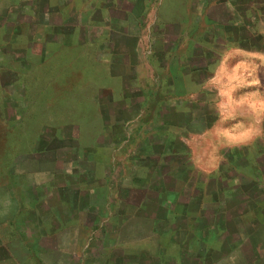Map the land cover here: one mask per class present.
<instances>
[{
    "label": "crops",
    "instance_id": "1",
    "mask_svg": "<svg viewBox=\"0 0 264 264\" xmlns=\"http://www.w3.org/2000/svg\"><path fill=\"white\" fill-rule=\"evenodd\" d=\"M10 4L35 19L69 12L79 34L62 41L75 45L64 44L68 62L58 71L75 68V55L91 60L93 73L102 71L99 84L93 75L85 86L67 88L63 99L52 91L50 100L39 98L48 107L63 102L53 114L75 128L66 137L76 143L75 198L58 203L71 208L75 232L93 214V246L111 248L121 262L128 256L143 262L144 248H178L172 238L187 231L173 227L174 220L205 218L213 205L218 216L236 217L235 230L239 214L257 219L253 244L239 248H264L254 242L264 235V17L251 13L254 0ZM84 138L93 146H84ZM45 201L40 195L36 204ZM51 213L60 226L53 235L60 234L64 216ZM131 222L146 226L149 242L127 243ZM73 256L80 264L78 252Z\"/></svg>",
    "mask_w": 264,
    "mask_h": 264
},
{
    "label": "rangeland",
    "instance_id": "2",
    "mask_svg": "<svg viewBox=\"0 0 264 264\" xmlns=\"http://www.w3.org/2000/svg\"><path fill=\"white\" fill-rule=\"evenodd\" d=\"M18 6L12 9L10 0H0V264H75V251L80 264H105L115 257L118 259L113 260L114 264H149L148 254L142 257L143 262L134 256L121 262L111 248H105L101 243L93 246L90 242L98 236V232L91 229L97 224L94 215L83 217V225L75 232L71 208L58 205L62 200L75 198V172L72 169L75 168L76 143L66 139L75 135V128L65 127V123L56 120L59 116L53 114L58 109L56 106L63 102L56 101L55 106L48 107L40 105L39 98L43 97L44 101L55 96L63 99L67 88L85 86L95 75L99 84L102 71L95 69L93 73L91 60L76 55L75 68L58 71L59 67H64L62 61L68 62L62 55L66 49L64 44L75 45L62 41L75 40L79 34L75 19L68 17L69 12L61 15L45 12L35 19L30 11ZM73 50L88 52V47L75 46ZM50 64L55 67L49 68ZM86 125L85 133L88 134L92 125ZM81 141L88 147L94 143L92 138ZM36 151L39 154H34ZM59 177L64 180L63 190L58 188ZM45 183L47 189L44 186L40 191L38 186ZM40 195L45 197V206L36 204ZM51 212L57 213L58 217L64 216V229L60 234L53 235L55 228L60 226L52 220ZM145 230L146 226L131 222L129 233L125 235L127 243L149 242ZM254 242L264 245V235ZM254 249L264 253V248ZM190 250L188 248L187 254L181 248H163L160 252L173 264H189L192 262ZM194 250L200 257L205 254L204 248ZM228 250L225 248L215 264L241 262V249L227 253Z\"/></svg>",
    "mask_w": 264,
    "mask_h": 264
},
{
    "label": "trees",
    "instance_id": "3",
    "mask_svg": "<svg viewBox=\"0 0 264 264\" xmlns=\"http://www.w3.org/2000/svg\"><path fill=\"white\" fill-rule=\"evenodd\" d=\"M254 3L256 10L251 13H255L257 18L264 17V11L261 8L264 0H254ZM239 4H242V2ZM254 213L257 214L258 212ZM225 215L227 216H225L226 218L218 216L215 207L211 205L207 209V216L205 218L202 215L201 218L198 217L196 220L187 218L174 220L173 227H177L181 232L187 231V233L179 234L172 238V245L181 248L182 252L186 251V254L188 250L186 246H192L189 252V258L192 262H189V264H215L216 262L214 261L223 256L225 248H229L227 253L235 250V248L237 252L240 249L242 250L243 259L240 260L241 262H237V264H264V253H260L257 250L254 251V248H249V250L239 248L246 243L253 244L252 232L254 229H258L257 226H260L257 219H254L252 216L248 217L246 213H241L239 214V218L235 220V223L239 225L238 228L236 227L237 230H235L231 226V222L236 217L233 218L234 216H230V213H226ZM199 216H201L200 213ZM202 218L203 220L200 221ZM193 248H199L200 251L204 248L205 254L203 257H200L199 252L192 251ZM161 250L163 248H158V252L157 248L152 250L145 249L144 255L148 254L150 257L151 262L149 264H173L171 260L165 258L164 253L160 252Z\"/></svg>",
    "mask_w": 264,
    "mask_h": 264
}]
</instances>
